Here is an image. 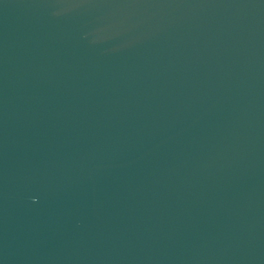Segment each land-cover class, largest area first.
<instances>
[{
    "label": "water",
    "instance_id": "1",
    "mask_svg": "<svg viewBox=\"0 0 264 264\" xmlns=\"http://www.w3.org/2000/svg\"><path fill=\"white\" fill-rule=\"evenodd\" d=\"M0 264H264V0H0Z\"/></svg>",
    "mask_w": 264,
    "mask_h": 264
}]
</instances>
